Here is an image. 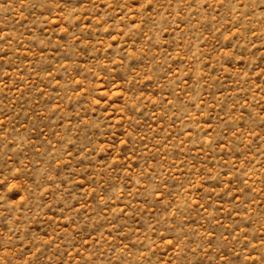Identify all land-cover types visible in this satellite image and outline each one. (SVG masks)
<instances>
[{
    "label": "rangeland",
    "instance_id": "374dc122",
    "mask_svg": "<svg viewBox=\"0 0 264 264\" xmlns=\"http://www.w3.org/2000/svg\"><path fill=\"white\" fill-rule=\"evenodd\" d=\"M0 264H264V0H0Z\"/></svg>",
    "mask_w": 264,
    "mask_h": 264
}]
</instances>
